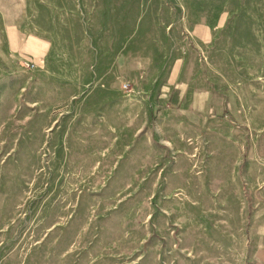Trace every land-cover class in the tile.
Segmentation results:
<instances>
[{"label": "rangeland", "instance_id": "1", "mask_svg": "<svg viewBox=\"0 0 264 264\" xmlns=\"http://www.w3.org/2000/svg\"><path fill=\"white\" fill-rule=\"evenodd\" d=\"M182 19L210 98L173 137L109 83ZM0 264H264V0H0Z\"/></svg>", "mask_w": 264, "mask_h": 264}, {"label": "crops", "instance_id": "2", "mask_svg": "<svg viewBox=\"0 0 264 264\" xmlns=\"http://www.w3.org/2000/svg\"><path fill=\"white\" fill-rule=\"evenodd\" d=\"M188 20L164 25L172 34L177 33V28H182L185 34L176 44L170 43L169 50L155 44L152 48L146 47L142 42L129 46L127 40L124 49L115 56V77L109 83V89L115 95L119 94L125 103L129 98L152 100L150 109L154 117L159 123L173 124L167 128V133L173 137L183 134V130L188 133V122L203 121L210 98V89L201 77L200 66V54L208 47L210 29L206 22L188 23ZM188 38L192 49H188ZM123 85L132 87L134 92L123 90ZM120 109L128 116L129 109L125 104ZM225 156L223 163L229 165L232 155L226 151Z\"/></svg>", "mask_w": 264, "mask_h": 264}, {"label": "built area", "instance_id": "3", "mask_svg": "<svg viewBox=\"0 0 264 264\" xmlns=\"http://www.w3.org/2000/svg\"><path fill=\"white\" fill-rule=\"evenodd\" d=\"M25 65V67L27 68V69H31L32 67H33V64H31V62L29 61V62H27L26 64H24Z\"/></svg>", "mask_w": 264, "mask_h": 264}]
</instances>
